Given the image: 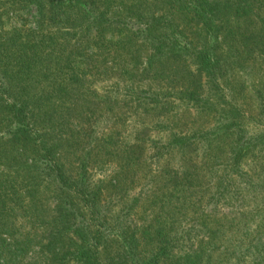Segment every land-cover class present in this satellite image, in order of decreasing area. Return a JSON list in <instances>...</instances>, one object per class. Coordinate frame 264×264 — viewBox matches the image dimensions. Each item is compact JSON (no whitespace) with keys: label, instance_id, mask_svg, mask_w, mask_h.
Segmentation results:
<instances>
[{"label":"trees","instance_id":"1","mask_svg":"<svg viewBox=\"0 0 264 264\" xmlns=\"http://www.w3.org/2000/svg\"><path fill=\"white\" fill-rule=\"evenodd\" d=\"M39 1L34 29L25 30L22 23L0 30V167H15V177L24 182L19 185L10 174L0 178V264H162L173 258L179 264H201L222 248L194 230L227 238L228 229L253 223V232L241 240L227 238L231 248L221 253L239 262L263 260L264 172L257 174L259 180H246L249 169L245 174L244 164L254 160L248 166L252 171L260 166L257 160L264 162V131L249 134L234 95L239 89L253 101L261 97L250 74L254 76L258 60L264 59V0H168L169 11L193 15L200 33L197 41L185 36L168 14L144 12L138 2L111 11L113 0ZM234 22L239 30H228ZM161 29H166L164 38L158 36ZM106 33L128 36L130 41H114ZM144 46L145 56L140 52ZM107 49L113 58L104 53ZM99 50L103 54H95ZM93 56L101 61L88 62ZM161 66L178 73L177 85L167 88V93L178 89L172 100L176 108L168 104L170 93H163L160 83L154 86V78L145 87L114 88L121 101H131L116 113L132 104L134 117L129 121L135 128L130 140L118 143L113 134L103 150L98 148L97 156L121 159L110 185L115 197L102 203L104 190L90 181L88 171L96 162L93 144L99 122L112 125L114 113L110 110L106 117L108 106H90L86 77L94 73L129 80L135 68L143 75ZM206 86L215 90L213 97L205 94ZM224 89L229 95L221 96ZM230 95L233 101L223 99ZM179 101L189 111L211 113L215 121L184 119L177 112ZM59 117L68 119L61 128ZM56 141L75 148L87 142L81 148L77 178L65 173L60 153L65 145ZM225 148L226 161L220 156ZM120 190L125 203L130 202L116 209L120 241L115 247L106 239L109 221L103 213L115 203L120 206ZM47 192L52 208L43 201ZM249 201L259 204L249 209ZM214 213L225 224L211 231L201 217ZM20 218V227L29 225L30 230L11 226ZM205 239L209 244L201 242Z\"/></svg>","mask_w":264,"mask_h":264},{"label":"rangeland","instance_id":"2","mask_svg":"<svg viewBox=\"0 0 264 264\" xmlns=\"http://www.w3.org/2000/svg\"><path fill=\"white\" fill-rule=\"evenodd\" d=\"M10 1L13 0H0V30H9L13 27H20L22 23H25L23 27H25V30H29V29H34L36 22H37V12H38V2H40L39 0H32V3L30 4H11ZM142 5V10H144V12H151V13H155V14H168L169 16H171L172 20H174L178 26L179 29L185 34V36H187L189 39H192L194 41L200 40V36H199V32L197 30V26L195 21L192 19V14L187 11L186 14L183 13L182 11H177L176 9H171L169 11V5L168 0H113V2L111 3V11L115 10L114 8H117L118 6H122V8H130V6L132 4L137 5L138 3ZM122 4H126L125 6H123ZM12 7V8H11ZM137 8H139L137 6ZM132 9H134L132 7ZM126 12V11H125ZM135 12V11H134ZM172 14V15H170ZM236 29L239 30V28L241 27L240 25H238L236 22H234L233 24L230 25V27H228V30H235ZM239 27V28H238ZM233 30V31H234ZM166 31V29H161L160 34L158 36H162L164 38V34ZM226 30L222 31L223 34L225 33ZM243 31V27L242 30L240 29V32ZM118 34V33H117ZM115 33H106L105 36H108V38H113L114 41H116L115 38H120L121 42H125L127 40L130 39V37L128 38V36H123V35H117ZM134 41V38H131V41ZM233 37H229L228 41H232ZM130 41V40H129ZM128 42V41H127ZM133 43H130V45ZM124 46L127 47L126 44H124ZM104 48H108L107 43H104L103 45ZM117 47V46H115ZM117 50V48H116ZM146 47L144 46L143 48L140 49L141 54H143V56H145L146 54ZM103 54L102 50H99L97 52H95V54ZM104 53H108V49L107 51L105 50ZM236 54V53H235ZM110 55V54H109ZM84 56H81L80 59L83 60ZM85 58V57H84ZM92 58L97 59L99 62L101 61L100 58L98 57H90L87 61L89 62ZM110 58H113V51H111V55ZM131 64H133V62H131ZM100 65V64H97ZM175 65V63L173 64ZM248 65L251 67L252 63H248ZM165 66H169L168 64H166ZM165 66H161V68H158L156 71L152 70L150 72H148V74H143L140 75L138 74L137 68L134 69L133 73H131V78L129 80H121L119 79L117 76H113L112 75H108V76H101L99 77V75L97 74L94 77V73H88L87 77H86V84L88 85L87 88H91V98L89 100L90 106L92 108L97 109V106L101 108V106L103 105L104 107L108 106L107 109L108 111H106V117L109 116L110 114V110L112 113L113 118L111 120L112 125L110 124H105L102 121L99 122L100 128L97 130V139L94 140V146L95 151L93 154V158L96 160V162H93L91 164V166L89 167V177H90V181L94 184V185H98L100 183V186L102 188L103 191V195L101 198V202L104 203L105 199L109 200V198L111 196H114V193L110 187L111 184H114V181L112 180V178H114L117 174L118 171V165L119 161L121 159H111L110 156L105 155L104 154H99L97 156V151L98 148H102L103 150V146L106 147V140H108L110 137L113 136V134H117L116 135V139H119L118 143H120V140H130L131 136L134 134L133 133V128H135V124H133L132 126V122H130L129 120L133 121V117H134V111H135V107H133L132 104L131 105V109H126L125 111L120 112L119 114H117V111H120V109L123 107H126V103H130L131 101L128 99L121 101L119 99V96L117 94H115L114 88H118L125 86V84H130L136 87H145L149 84V82L151 81V79H156L154 86L158 83H160L161 87L160 89L162 90L163 93H167V88H171L175 85H177V80H175V76L178 74L177 72L173 73L174 70L171 68H166ZM138 67V64H137ZM170 67V66H169ZM176 70H180L182 69L177 67H173ZM256 70H254V76L252 74H250L251 78L254 77L255 80V85H253L255 87V89L260 92V96L259 99L256 98V95L259 96L257 94V92L254 93V90L248 86H246L247 90H249V92L252 93V95L256 98L257 101H253L252 99H250L249 95H247L246 93H242L241 90L237 89L239 91L238 95H234L235 96V103L239 105V107H242V112L243 113V118H244V122H243V126L244 128L249 131V134H256L259 132H263L264 131V59H259L258 63L256 65ZM86 70V69H84ZM256 71V72H255ZM100 72V71H99ZM260 73V74H259ZM82 74V73H81ZM176 74V75H175ZM80 75V74H79ZM80 77V76H79ZM221 83V81H220ZM157 87V86H155ZM236 87H238L236 85ZM205 88V94L207 96L211 95L213 97V95L215 94V90H211L209 88L204 87ZM170 92V96H168L166 99L168 100V104L171 107H177L176 105H174L172 103V100L177 99V88L174 90V92L172 91V89ZM173 92V93H172ZM229 91H227L226 89H224V93L221 94V96H225V95H229L228 94ZM167 93V94H168ZM225 94V95H224ZM176 96V98L173 97ZM220 96V94H219ZM230 95L226 96L225 101H233V98ZM117 99V101H116ZM120 102V103H118ZM224 102V101H223ZM60 100L56 99V104H60ZM102 105H101V104ZM69 104V103H67ZM187 105L182 103V102H178V108L179 110L177 111L178 113H180L179 116L184 115V119L185 118H190L191 120H195V117L198 121L200 122H206L209 121L210 124H212V122H214V117L211 115V113L207 114L208 112L202 111V113L196 112V108H191V110H187L186 109ZM127 108V107H126ZM138 116L143 120L144 112L143 109H140L138 111ZM127 116L132 117L128 118ZM186 116V117H185ZM119 117H122V120H118ZM145 119H149V117H146ZM151 119V118H150ZM68 119H61V117H59V124L57 125V127L61 128V124L65 123ZM118 122H116V121ZM149 121V120H146ZM185 121V120H184ZM116 122V123H115ZM190 122V121H189ZM188 122V124H190ZM187 123V122H186ZM186 123L182 122V126L186 127ZM105 124V125H103ZM75 126V125H74ZM105 126V127H104ZM105 128V131L103 132V129ZM107 128V129H106ZM138 129V128H137ZM60 133L63 132V129L58 130ZM110 134V135H109ZM65 137V135H64ZM49 142L51 141L50 139V135H49ZM54 139V138H53ZM52 139V140H53ZM58 143H63L64 149L61 151L60 149V153L62 152V156H63V162H64V170L65 173L73 178H77L79 176L80 173V156L82 153L81 148L84 147V145L87 146V142L86 141H82L81 146H79L78 148L75 147H70L67 146L66 144H64V142L61 141H56ZM223 143V142H222ZM225 143V141H224ZM85 146V148H86ZM264 149V148H263ZM227 149H223V151L220 153V156L222 158H224V160L226 161V156L228 154V151H226ZM259 150V149H258ZM260 151V150H259ZM104 152V151H103ZM264 152V151H263ZM109 160V161H108ZM223 159H221V161L224 163ZM98 161V162H97ZM108 161V162H107ZM254 161V160H253ZM253 161L251 162V159H248L246 161V163L244 164V171L245 174L248 173L249 169V175L245 176L244 179L246 180H254V179H258L259 177L257 176V174H260L261 172L263 173L264 171V162L261 160H257L255 162V164H259L260 166H258L256 169H252L251 171V167H248L251 163H253ZM110 162V163H109ZM113 165V166H112ZM157 166V165H156ZM247 168V169H246ZM255 168V166H254ZM243 170V169H242ZM15 167L13 166H4L2 165L0 167V178H3L5 175L10 174V178H14L15 177ZM52 178H54V175H51ZM142 180V179H140ZM14 182H18L19 185H23L24 182L21 180V177H19V175H16V177L14 178ZM137 184V183H136ZM139 185V184H138ZM119 194V203L117 206V204H113L112 205V209L110 208H106L104 209V215L107 216L109 224L107 225V230H106V239L109 242H113V246H115L117 243L116 241L119 240V233L116 231V227L117 225H119V223L117 222L116 218V213H117V208L120 209L123 205L125 208H127V204H129L130 201H127V203H125V199L126 196L123 193V191H118ZM48 192L46 193L45 197L43 198V201H45V205H49L50 208H52V206L54 205V202L51 200L52 197H48ZM115 197V196H114ZM112 202V199H111ZM110 202V204H111ZM259 201H256V203H253L251 201L248 202V204L252 205L249 206V209H253V206L256 204L258 205ZM109 204V205H110ZM50 208H47L50 210ZM191 209V208H190ZM190 212V210H189ZM217 213H214V215L212 216H207L206 218H202L201 217V222H203L202 224H206L207 227L209 229H211V231H216L219 230L220 228H222V226L225 224V221L223 219H220V217L218 218L217 216H215ZM196 215H194V218H197V220L200 219V217H195ZM193 217V216H191ZM239 217V215L237 216ZM136 222L139 223L141 222V219H139V217L135 218ZM23 223V219L20 218V220L16 222H11V226L12 227H16L19 226ZM24 225V224H23ZM29 225L26 226H22L20 227V229L22 231L26 230H30V227H27ZM137 226V225H136ZM254 223L251 224L250 226L248 224H246L245 226L242 224V226H237L235 228H230L227 230L226 233V237H235L238 240L242 239V235L243 234H247L249 233V231L253 232V230L255 229L254 227ZM196 229V228H195ZM204 231H200L197 229L194 230L195 234H199V236H203V238L205 237L207 238H213L214 239V243L215 245L219 248H225V247H230V244L226 243V239L227 238H223V236H217V234H212L209 233L206 229H202ZM199 232V233H198ZM16 238H19L20 240L23 239V237L19 234H15ZM216 238V239H215ZM203 240L201 242H206L207 244L209 240ZM120 241V240H119ZM200 242V243H201ZM224 246V247H223ZM117 247V246H115ZM142 247V245H141ZM140 247V248H141ZM203 247H205V249L207 250V245H204ZM221 249V251H222ZM173 251H176V249H174ZM221 251H216L214 253L211 252V257L208 260H204L201 264H264V259L262 260L261 258H257L256 260L252 259L251 262H248L249 260H241L239 262V260H236L234 257H230L226 254L221 253ZM33 255V254H32ZM28 261V260H27ZM116 262H118V260H116ZM162 264H179V259L178 258H173L170 260L164 259Z\"/></svg>","mask_w":264,"mask_h":264}]
</instances>
